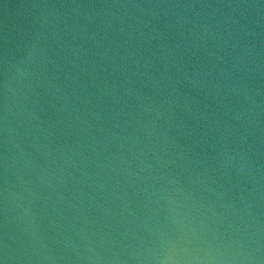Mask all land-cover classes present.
Masks as SVG:
<instances>
[{
	"label": "water",
	"instance_id": "95a60500",
	"mask_svg": "<svg viewBox=\"0 0 264 264\" xmlns=\"http://www.w3.org/2000/svg\"><path fill=\"white\" fill-rule=\"evenodd\" d=\"M0 264H264V0H0Z\"/></svg>",
	"mask_w": 264,
	"mask_h": 264
}]
</instances>
